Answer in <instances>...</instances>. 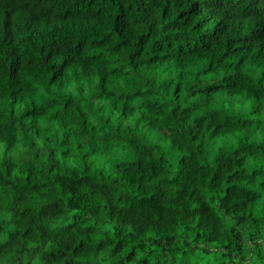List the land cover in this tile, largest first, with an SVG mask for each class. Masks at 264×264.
Instances as JSON below:
<instances>
[{"label": "trees", "instance_id": "obj_1", "mask_svg": "<svg viewBox=\"0 0 264 264\" xmlns=\"http://www.w3.org/2000/svg\"><path fill=\"white\" fill-rule=\"evenodd\" d=\"M207 6L0 0V264H264V0Z\"/></svg>", "mask_w": 264, "mask_h": 264}, {"label": "rangeland", "instance_id": "obj_2", "mask_svg": "<svg viewBox=\"0 0 264 264\" xmlns=\"http://www.w3.org/2000/svg\"><path fill=\"white\" fill-rule=\"evenodd\" d=\"M207 7H208L207 17L209 18V22L212 24L211 25L212 32L218 28H221V29H228V28H235V27L247 28V27H244L242 24V22L243 21L245 22L246 20H242L241 17L235 14L232 9H220V7L230 8L229 2H225L224 0H221V2L219 0H208ZM251 17H253V15H251ZM243 31H247V29H243ZM67 66L69 65L67 64Z\"/></svg>", "mask_w": 264, "mask_h": 264}, {"label": "clouds", "instance_id": "obj_3", "mask_svg": "<svg viewBox=\"0 0 264 264\" xmlns=\"http://www.w3.org/2000/svg\"><path fill=\"white\" fill-rule=\"evenodd\" d=\"M220 1V0H219ZM225 2H229L230 3V7H236V6H241V5H243L245 2H246V0H238L237 2L235 1V0H224ZM233 2H235V3H233ZM238 3H240V4H238ZM242 19V18H241ZM251 19V18H250ZM242 20H246L245 22L243 21L242 22V24H243V26L244 27H247V28H241V30L242 29H247V31H248V28H250V24L252 23V22H254L253 20H248V19H246V18H243ZM259 22V21H258ZM211 24V23H210ZM253 24V23H252ZM256 24H259V23H256ZM264 20H263V18H261V20H260V28H258V29H260V31L259 30H257L258 32H261L262 30H264ZM212 25V24H211ZM222 31H224V29H221ZM215 32L217 31V29L216 30H214ZM171 57H173V56H171ZM54 64L56 65L57 64V62H56V60H54ZM174 70H175V68H174ZM77 72V71H76Z\"/></svg>", "mask_w": 264, "mask_h": 264}, {"label": "bare ground", "instance_id": "obj_4", "mask_svg": "<svg viewBox=\"0 0 264 264\" xmlns=\"http://www.w3.org/2000/svg\"><path fill=\"white\" fill-rule=\"evenodd\" d=\"M238 28V27H237Z\"/></svg>", "mask_w": 264, "mask_h": 264}]
</instances>
